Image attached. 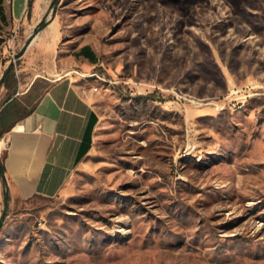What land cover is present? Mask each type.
<instances>
[{
	"label": "rangeland",
	"instance_id": "rangeland-1",
	"mask_svg": "<svg viewBox=\"0 0 264 264\" xmlns=\"http://www.w3.org/2000/svg\"><path fill=\"white\" fill-rule=\"evenodd\" d=\"M30 1L0 21V125L57 65L100 121L56 196L6 199L0 264H264V0H51L42 31Z\"/></svg>",
	"mask_w": 264,
	"mask_h": 264
},
{
	"label": "crops",
	"instance_id": "crops-1",
	"mask_svg": "<svg viewBox=\"0 0 264 264\" xmlns=\"http://www.w3.org/2000/svg\"><path fill=\"white\" fill-rule=\"evenodd\" d=\"M7 1L10 10L6 7ZM23 1V7L17 12L13 8L14 0H0V21L5 23L12 18L24 22L28 16V0ZM32 1L30 20L36 27L51 0ZM46 23L49 25L47 20ZM41 36L51 40L56 38L55 34L48 36V33ZM41 36L34 37L32 42L37 43ZM90 50L95 54L92 48ZM61 70L59 65L51 67L44 75L50 84L35 105L5 126L8 130L2 134L1 152L4 151L8 198L4 195L6 187L0 175V218L9 197L56 196L92 149L100 116L92 101L91 89L83 86L73 71Z\"/></svg>",
	"mask_w": 264,
	"mask_h": 264
},
{
	"label": "trees",
	"instance_id": "trees-1",
	"mask_svg": "<svg viewBox=\"0 0 264 264\" xmlns=\"http://www.w3.org/2000/svg\"><path fill=\"white\" fill-rule=\"evenodd\" d=\"M29 5H31V1L30 0H28V6ZM45 25H46V20L45 19L41 20L37 24V26L35 27V31H39ZM80 51H81L82 54H84L85 56H87L88 59H90L91 61H94L95 60V54L90 50V47L83 46ZM11 71H12V68L10 67V69L5 72V75H4L5 76V79L10 74ZM10 76H12V78H14V74L13 73H11ZM10 85H11L10 81L9 82H6V86L9 87ZM6 130H8V127H3L2 125H0V135H2L3 132H5ZM3 160H4V157H3ZM3 160L0 161V175L2 176V180H3L4 186L6 187V191L4 192V195H5L6 198H8L7 182H6L5 175H4L5 166H4ZM2 226H3V218L1 217L0 218V229L2 228Z\"/></svg>",
	"mask_w": 264,
	"mask_h": 264
}]
</instances>
